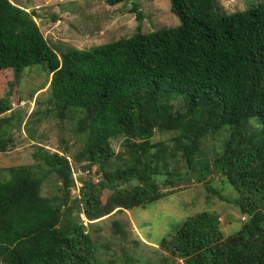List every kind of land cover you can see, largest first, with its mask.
Returning <instances> with one entry per match:
<instances>
[{
    "label": "trees",
    "instance_id": "16d2710c",
    "mask_svg": "<svg viewBox=\"0 0 264 264\" xmlns=\"http://www.w3.org/2000/svg\"><path fill=\"white\" fill-rule=\"evenodd\" d=\"M128 1L140 22L134 36L58 53L30 12L0 0V71L47 69L46 113L77 119L86 139L76 162L103 175L77 182L67 153L46 148L33 154L38 165L0 169V264H108L89 225L157 202L185 178L217 194L209 185L226 179L246 219L226 235L218 212L190 216L162 241L163 264H264V1L226 13L219 0H170L179 25L146 33L140 0H109ZM11 109L0 100V114ZM17 116L0 118V152L14 143ZM157 131L174 135L154 142ZM49 174L60 196L43 195ZM135 178L138 186L118 189ZM114 229L128 240L120 221Z\"/></svg>",
    "mask_w": 264,
    "mask_h": 264
},
{
    "label": "rangeland",
    "instance_id": "374dc122",
    "mask_svg": "<svg viewBox=\"0 0 264 264\" xmlns=\"http://www.w3.org/2000/svg\"><path fill=\"white\" fill-rule=\"evenodd\" d=\"M261 1L264 0H219V4L224 12L234 13ZM11 2L34 16L45 38L58 53L72 49H90L123 37H132L138 33L140 25L136 14L132 12V1L117 5H111L109 0ZM140 3L146 14L142 23L144 33L179 25L178 17L171 11L170 0H140ZM48 79V71L42 65L24 69L19 78L12 69L0 71V100L8 98L12 108L5 114H0V118H9L20 113L9 129L13 145L9 151L0 152V169L38 165L33 154L41 148H46L51 152L67 153L77 182L80 176L99 183L103 175L95 173L96 167L92 171H84L82 166L85 164L76 162V156L83 149L86 139L83 133L76 131L74 122L77 119L73 122L63 120L56 114V110L46 113L47 109L52 108L48 103ZM46 85L45 89L40 90ZM173 135L157 131L153 141L166 140ZM123 143V138L112 140V148L116 153L124 150ZM115 163L119 165L118 161ZM42 167L36 169L37 173L48 172L47 166ZM58 185L56 176L49 174L43 186V195L60 196ZM209 186L218 191V194L194 178H185L169 189L170 194L167 197L145 207L105 217L94 226H90L82 215L83 222L86 226L89 225L90 234L97 243L98 257L108 264L111 261L115 264H125L128 259L126 257L134 258L137 264H163V257L168 253L163 251L162 241L171 238L187 218L206 210L219 213V221L226 235L238 231L245 218L232 202L238 197L237 191L226 179H213ZM78 193L79 190L73 189L72 199ZM111 193L112 191L106 190L103 193V201ZM74 214L76 215V212ZM115 221H120L129 235L126 242L115 232ZM140 240L142 243H139Z\"/></svg>",
    "mask_w": 264,
    "mask_h": 264
},
{
    "label": "water",
    "instance_id": "95a60500",
    "mask_svg": "<svg viewBox=\"0 0 264 264\" xmlns=\"http://www.w3.org/2000/svg\"><path fill=\"white\" fill-rule=\"evenodd\" d=\"M139 184V181L137 178H135L133 181H132V184H122L120 186H118V189L121 190V189H125V188H128L130 186H138Z\"/></svg>",
    "mask_w": 264,
    "mask_h": 264
},
{
    "label": "clouds",
    "instance_id": "9594fccd",
    "mask_svg": "<svg viewBox=\"0 0 264 264\" xmlns=\"http://www.w3.org/2000/svg\"><path fill=\"white\" fill-rule=\"evenodd\" d=\"M245 219H246V218H245ZM245 219H244V220H245Z\"/></svg>",
    "mask_w": 264,
    "mask_h": 264
}]
</instances>
